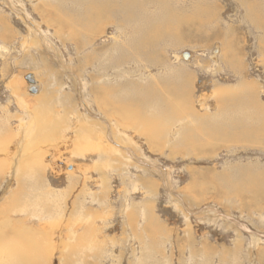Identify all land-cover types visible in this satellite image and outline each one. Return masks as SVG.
I'll list each match as a JSON object with an SVG mask.
<instances>
[{"label": "rangeland", "instance_id": "rangeland-1", "mask_svg": "<svg viewBox=\"0 0 264 264\" xmlns=\"http://www.w3.org/2000/svg\"><path fill=\"white\" fill-rule=\"evenodd\" d=\"M62 1L0 0V242L264 264V0Z\"/></svg>", "mask_w": 264, "mask_h": 264}, {"label": "bare ground", "instance_id": "bare-ground-1", "mask_svg": "<svg viewBox=\"0 0 264 264\" xmlns=\"http://www.w3.org/2000/svg\"><path fill=\"white\" fill-rule=\"evenodd\" d=\"M62 1V0H61ZM119 1V0H118ZM62 2H64V1H62ZM95 2V0L92 2V3H94ZM126 3H128V2H126ZM122 4V3H121ZM103 5H105L104 3L102 4V5H98L97 4V6H103ZM96 6V5H95ZM122 6V5H121ZM130 8V7H129ZM120 9V8H119ZM103 9H101L100 11H102ZM99 11V14L101 13ZM95 12V11H94ZM86 13V12H85ZM106 13V12H105ZM87 14V13H86ZM95 14H96V12H95ZM98 14V15H99ZM103 15H105L104 13H103ZM80 17H81V15H80ZM57 18V17H56ZM96 18V17H95ZM85 19V18H84ZM94 19V18H93ZM97 19V18H96ZM98 20H101V19H98ZM96 21V20H95ZM83 22V21H82ZM88 22V21H87ZM103 22V21H102ZM84 23V22H83ZM56 24V23H55ZM79 24V23H78ZM88 24V23H87ZM86 24V25H87ZM90 25V24H89ZM66 26V25H65ZM93 36V35H92ZM85 38V37H84ZM89 40V39H88ZM137 42V41H136ZM131 43V42H130ZM135 43V42H134ZM145 43V42H144ZM135 45V44H134ZM133 45V46H134ZM139 50V49H138ZM141 51V50H140ZM139 51V52H140ZM131 53V52H130ZM228 54V53H227ZM126 55V54H125ZM108 57V56H107ZM109 58V57H108ZM124 61V60H123ZM119 64V63H118ZM227 64V63H226ZM153 84V83H152ZM133 85V84H132ZM153 86V85H152ZM134 87V86H133ZM136 87V86H135ZM155 87V86H154ZM95 88H96V86H95ZM103 91V90H102ZM146 91V90H145ZM143 92V91H142ZM102 95H106V97H107V93H105V94H102ZM162 95V94H161ZM159 95V99L164 95ZM95 96V95H94ZM138 100H139V97L137 96V95H134ZM105 97V98H106ZM97 98V97H96ZM108 98H110V97H108ZM150 99H152L153 97H152V95L149 97ZM107 99V98H106ZM110 100V99H109ZM113 100V99H112ZM115 100V99H114ZM158 100V99H157ZM180 102H182V101H178V104L180 103ZM130 103V102H129ZM174 103H175V101H174ZM177 103V102H176ZM113 104V103H112ZM158 104V103H157ZM177 104V105H178ZM109 105V104H108ZM114 105V104H113ZM126 105V104H125ZM153 105V104H152ZM116 106V105H115ZM122 106V105H121ZM169 106V105H168ZM176 106V104L174 105V104H171V106H170V109L172 110V111H174L175 110V107ZM123 107H125L124 106V104H123ZM127 107V106H126ZM129 107V106H128ZM177 107V106H176ZM98 108H100V107H98ZM115 108V107H114ZM134 108V107H133ZM111 109V108H110ZM135 109V108H134ZM159 109L160 110H162V108L161 107H159ZM114 110V109H113ZM123 110L124 109H120V112H123ZM159 110V111H160ZM178 110V112H179V109H177ZM130 112V111H129ZM105 113V112H104ZM114 113V112H113ZM41 114V113H40ZM40 114H38V115H40ZM133 114V113H132ZM156 114H158V113H156ZM107 115V114H106ZM135 115V114H134ZM132 116V115H131ZM42 117H44V116H42ZM162 117V116H161ZM148 118V117H147ZM151 118V117H150ZM157 118V117H156ZM158 118H160V117H158ZM146 119V118H145ZM31 120V119H30ZM34 120H36V119H34ZM153 120H155V119H153ZM89 123V122H88ZM54 126V125H53ZM97 126V125H96ZM100 126V125H99ZM147 126V125H146ZM89 127V126H88ZM87 127V128H88ZM161 127V126H160ZM35 128H42V129H44L43 131L45 132V128H48V125H45L44 123H42L41 122V120L40 119H37L36 120V123L34 122V121H32L31 123H30V121L26 124V128H25V131H24V135L26 134V131H28V132H32V130L33 129H35ZM38 129V131H40ZM164 129V128H163ZM86 130V129H85ZM97 130V129H96ZM111 130V129H110ZM264 130V129H263ZM231 131V130H230ZM12 132V131H11ZM87 132V131H86ZM53 133V132H52ZM111 133H112V131H111ZM35 134V133H34ZM55 134V133H54ZM29 135V134H28ZM152 135H154V134H152ZM157 135V134H156ZM256 136V135H255ZM34 138V137H33ZM12 139H13V137H12ZM24 139V138H23ZM26 139V138H25ZM58 139V138H57ZM260 139V138H259ZM5 141V140H4ZM22 142V141H21ZM42 142V141H41ZM40 142V143H41ZM259 142V141H258ZM25 143V142H24ZM37 143V142H36ZM33 144V143H32ZM31 145V144H30ZM21 147V146H20ZM43 147V146H42ZM18 148H19V146H18ZM37 148V147H36ZM31 149V148H30ZM1 150V149H0ZM19 150H20V148H19ZM36 151V150H35ZM47 152V151H46ZM26 153V152H25ZM32 154V153H31ZM23 155V154H22ZM17 157V155H15V158ZM22 157V156H21ZM41 157H42V153L40 152V153H36V154H34V156L32 157V159H31V163L33 164V166L32 167H35V170H37V169H40V167H42V163H41ZM2 159V158H1ZM13 160H14V158H13ZM16 160V159H15ZM23 160H25V159H23ZM12 161V160H11ZM13 162V161H12ZM18 162V161H17ZM24 164V163H23ZM20 166H21V164H20ZM26 166H27V164H26ZM8 168V167H7ZM16 168V167H15ZM21 168V167H20ZM1 169V168H0ZM22 169H23V167H22ZM1 171V170H0ZM28 171V170H27ZM13 174V173H12ZM26 174V173H25ZM10 176V175H9ZM257 177H259V176H257ZM42 178V177H41ZM260 178V177H259ZM40 179V178H39ZM9 187V186H8ZM38 190V189H37ZM53 196V195H52ZM15 198H17V197H15ZM14 199V198H13ZM44 200V199H43ZM43 203V202H42ZM12 205V204H11ZM16 206H17V203H16ZM16 206H15V208H16ZM10 207V206H9ZM34 207V206H33ZM50 209V208H49ZM28 210V209H27ZM34 210V209H33ZM31 211H32V209H31ZM30 211V213H32V212H34V211H32L31 212ZM41 211V210H40ZM29 213V214H30ZM33 214V213H32ZM4 221V220H3ZM62 223V222H61ZM6 224V223H5ZM1 225V224H0ZM7 225V224H6ZM5 225V226H6ZM2 226V225H1ZM3 229H4V227H3ZM6 229V228H5ZM16 230V229H15ZM20 232V234H19V236H18V238L15 240V242H12V245H8V241H6L5 243H1L0 242V253H2V254H4L3 252H5V250H6V253H8V255H5V257L7 258V261L9 262V264H13V263H20V264H37V262H35L41 255H42V248H35V247H33L35 244H34V242L32 243L31 242V239H30V235L32 234H30L28 231H24V230H20L19 231ZM7 233V232H6ZM9 233V232H8ZM12 236H14V235H12ZM16 236V235H15ZM5 238V237H4ZM21 238V239H20ZM27 238V239H26ZM34 239H36V235H35V237H34ZM33 239V240H34ZM38 239V238H37ZM39 240V239H38ZM12 241V240H11ZM14 243V244H13ZM42 244H43V241H42ZM37 245V244H36ZM40 245V244H39ZM45 245V244H44ZM66 248V247H65ZM51 249V248H50ZM45 251H48L47 249L45 250ZM50 251V250H49ZM2 260V259H1ZM0 260V261H1ZM43 261V260H42ZM1 263H3V262H1ZM6 264V263H5Z\"/></svg>", "mask_w": 264, "mask_h": 264}, {"label": "water", "instance_id": "water-1", "mask_svg": "<svg viewBox=\"0 0 264 264\" xmlns=\"http://www.w3.org/2000/svg\"><path fill=\"white\" fill-rule=\"evenodd\" d=\"M182 57H183V58H186V57H187V54L184 53ZM27 81H29V83L32 84V81H31V79H30L29 77L27 78ZM35 91H36V90H35L34 88H32L30 92H31V93H35Z\"/></svg>", "mask_w": 264, "mask_h": 264}]
</instances>
